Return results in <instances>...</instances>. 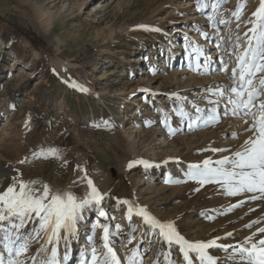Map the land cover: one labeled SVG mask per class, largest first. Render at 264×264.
Wrapping results in <instances>:
<instances>
[{"label": "rangeland", "instance_id": "rangeland-1", "mask_svg": "<svg viewBox=\"0 0 264 264\" xmlns=\"http://www.w3.org/2000/svg\"><path fill=\"white\" fill-rule=\"evenodd\" d=\"M259 5L222 0L214 23L197 0H0V193L23 181L79 199L90 192L91 179L104 197L106 217L92 204L74 233L61 231L58 254L69 256L63 264H80L93 235L102 256L98 224L109 225L121 264L134 249L139 264H186L179 245L165 243L136 215L139 207L173 222L190 242L219 238L217 244L235 247L264 227V199H249L259 193L228 196L221 185H200L187 175L205 159L233 157L252 135L245 131L248 118L233 115L227 90ZM237 37L241 47L234 51ZM132 161L147 166L129 168ZM124 200L134 206L131 220ZM255 220L261 223L246 227ZM0 227L15 239L32 235L38 223L27 221L18 232L7 222ZM3 236L0 231L7 264ZM46 240L44 233L29 239L28 252L16 259L49 258L56 245ZM208 252L219 264H241L233 248Z\"/></svg>", "mask_w": 264, "mask_h": 264}, {"label": "snow or ice", "instance_id": "snow-or-ice-1", "mask_svg": "<svg viewBox=\"0 0 264 264\" xmlns=\"http://www.w3.org/2000/svg\"><path fill=\"white\" fill-rule=\"evenodd\" d=\"M221 3L222 0H213L211 4L208 3V0H197V6L202 11L211 10L213 14L209 16V19L214 23L216 21L215 14ZM234 15L239 18V12L234 13ZM253 16L256 20L253 27L249 29L251 35L245 33L247 47L236 55L237 65L231 69L234 86L227 90L232 94L228 100L233 106V115L242 113L248 118L244 121L249 124L245 131L251 132L252 135L245 140L242 151L235 152L233 157L226 156L214 162L205 159L202 164L190 165L187 175L189 179L197 181L200 185L207 183L221 185L228 196L259 193V196L252 195L249 197L251 200H257L264 199V99H262L264 97V0H260V5ZM220 22L224 23L225 21L221 20ZM250 23L253 22L250 21ZM155 30L159 31V29ZM240 47L239 37H237L234 51ZM222 67L225 72L228 71V66L223 61ZM72 86L77 87L74 83ZM80 90L87 91L85 88ZM215 94L224 95L225 90L217 89ZM211 119H215V117ZM212 151L219 152L222 150L216 148ZM57 152V149H49L51 155H56ZM42 154V152L34 153L36 156ZM136 163H143L147 166L146 161H132L128 165L129 168ZM85 178H87L86 170ZM87 184L91 189L90 192L84 198L79 199L72 192L53 194L48 185H44L43 190L40 191L23 181L10 185L4 192L0 193V225L7 222L13 231L18 232L19 229L26 227L27 221L35 219L38 223V227L33 228L32 235L25 237L22 234H17L15 239L10 236L7 228L0 227V231L4 232V248L8 253L7 264H23L16 257L27 253L29 250L28 240L39 238L41 233L47 236V244L55 242L56 246L51 249V256L40 261L39 264H63V261L69 259L67 251L62 258L58 254V244L62 238L61 231L74 233L76 222L82 217L83 210L89 205L99 204L104 198L91 179H87ZM120 203L128 205L127 214L131 220L134 211L132 202L124 200ZM238 206L233 205V207ZM99 215L107 216L103 210H100ZM136 215L143 218L144 224L149 229L158 230L165 243L179 245V250L183 254V260L186 264H197V262L198 264H219L218 259L208 252V249L212 248H220L225 252L229 248H233V251L239 255L241 264H264V237L255 239L258 234H264V227H259L257 232L253 236L247 237L242 245L234 247L217 244L219 238L190 242L178 232L173 222H161L153 217L146 207L136 209ZM260 223V220H255L246 227L251 228L253 224ZM98 226L103 230L102 239L105 251L102 256L98 254V249L94 244V235L89 237L93 243L90 252H81L80 264H121L120 257L110 246L109 225L98 224ZM116 228L119 229L120 225H116ZM41 251H46V249L42 248ZM190 253H194L195 258ZM0 264H5L3 253H0ZM127 264H139V253L135 249L127 257Z\"/></svg>", "mask_w": 264, "mask_h": 264}, {"label": "bare ground", "instance_id": "bare-ground-1", "mask_svg": "<svg viewBox=\"0 0 264 264\" xmlns=\"http://www.w3.org/2000/svg\"><path fill=\"white\" fill-rule=\"evenodd\" d=\"M233 1H234V0H233ZM84 5H85V1H83V2L81 3V8H80V9H82V7H83ZM51 20H52V18H49V19H48V23H51ZM112 34H113V33H112ZM112 34H111V36H112ZM3 48H4V50L7 49L6 46H4ZM219 76H221V75H219ZM97 208H98V213L100 212V210H103V211H104L102 203H99V204L97 205ZM100 217H101V216H100Z\"/></svg>", "mask_w": 264, "mask_h": 264}, {"label": "trees", "instance_id": "trees-1", "mask_svg": "<svg viewBox=\"0 0 264 264\" xmlns=\"http://www.w3.org/2000/svg\"><path fill=\"white\" fill-rule=\"evenodd\" d=\"M29 39H30V41L35 45V46H38L39 45V43L36 41V39H34L32 36H30V35H26Z\"/></svg>", "mask_w": 264, "mask_h": 264}]
</instances>
